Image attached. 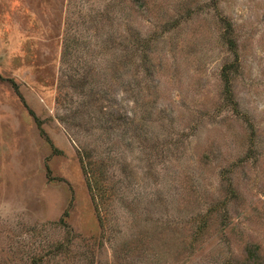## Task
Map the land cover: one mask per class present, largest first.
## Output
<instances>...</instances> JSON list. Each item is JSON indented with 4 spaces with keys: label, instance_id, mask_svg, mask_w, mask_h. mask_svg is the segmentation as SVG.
Listing matches in <instances>:
<instances>
[{
    "label": "rangeland",
    "instance_id": "1",
    "mask_svg": "<svg viewBox=\"0 0 264 264\" xmlns=\"http://www.w3.org/2000/svg\"><path fill=\"white\" fill-rule=\"evenodd\" d=\"M0 264H264V0H0Z\"/></svg>",
    "mask_w": 264,
    "mask_h": 264
},
{
    "label": "trees",
    "instance_id": "2",
    "mask_svg": "<svg viewBox=\"0 0 264 264\" xmlns=\"http://www.w3.org/2000/svg\"><path fill=\"white\" fill-rule=\"evenodd\" d=\"M40 125V124H39Z\"/></svg>",
    "mask_w": 264,
    "mask_h": 264
}]
</instances>
